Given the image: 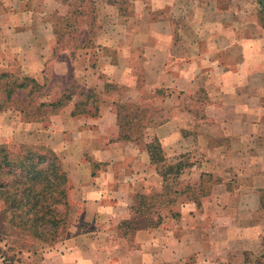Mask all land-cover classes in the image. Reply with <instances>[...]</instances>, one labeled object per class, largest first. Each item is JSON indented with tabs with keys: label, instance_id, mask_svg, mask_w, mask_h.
<instances>
[{
	"label": "crops",
	"instance_id": "0c3cea01",
	"mask_svg": "<svg viewBox=\"0 0 264 264\" xmlns=\"http://www.w3.org/2000/svg\"><path fill=\"white\" fill-rule=\"evenodd\" d=\"M32 2L0 0V67L15 63L40 82L51 65L53 74L73 75L77 91L119 83L133 102L143 100V87L189 93L190 104L198 103L199 91L208 97L203 119L174 95L162 98L161 120L145 136L158 138L173 161L190 157L193 165L174 187L186 190L199 182L201 204L180 189L160 211L161 223L137 230L132 240L120 235L118 225L130 219L137 194L161 193L165 182L141 143L118 139L114 106L103 104L97 116L73 115V94L45 121H29L20 110L2 108L0 100V144L44 141L64 162L72 202L83 203L41 264H240L245 252L259 251L264 20L258 0H106L113 15L75 60L54 59V25L30 10ZM46 89V102L65 91L56 94L51 82ZM33 254L29 264H37Z\"/></svg>",
	"mask_w": 264,
	"mask_h": 264
},
{
	"label": "trees",
	"instance_id": "16d2710c",
	"mask_svg": "<svg viewBox=\"0 0 264 264\" xmlns=\"http://www.w3.org/2000/svg\"><path fill=\"white\" fill-rule=\"evenodd\" d=\"M258 2L262 7L261 14L264 20V0ZM69 21L66 19V26L70 25ZM83 43L79 46H86ZM47 83L46 81L41 84L36 78L24 74L22 69L13 71L0 67L2 107L5 108L3 103L9 101L14 93L24 91L26 99H16L15 105L10 108L20 110L26 120L45 121L49 114L69 103L73 99V94H76L77 99L73 115L97 116L103 104L111 103L117 113L118 139L141 143L149 152L151 164L155 165L165 182L161 193H139L134 197L131 217L118 225V231L122 237L132 240L137 230L158 226L162 220L160 211L171 206L174 195L179 194L180 189L185 190L182 187L175 190V183L179 181L184 170L193 165L187 155L181 156L178 161L168 158L158 138L146 141L147 128L158 124L161 119L154 121L149 114V108L145 106L144 99L136 103L125 101L121 96L125 87L123 85L106 83L104 89L92 87L88 91H77L75 85L67 87L65 85L67 83H63L55 91L57 94L65 87L61 97L46 102L43 98L48 94L44 91ZM111 91L115 93L114 97ZM169 92L172 91L156 90V93L163 98L168 96ZM105 95H110L113 99L106 102L103 97ZM207 99V95L205 98L198 97L199 110H192L202 119L205 118L204 106ZM92 164L94 169L99 166L95 161H92ZM198 188L199 186H194L183 191L188 192L186 194L189 198L195 199L200 205L199 198L202 192L198 194ZM69 189L68 171L61 157L51 147L26 143L0 144V197L4 201L3 212L9 214L8 223L12 228L26 231L46 243L56 242L58 231L64 233L71 224ZM261 204L264 208V197L261 199ZM154 213L158 214L157 218L153 217ZM263 258L264 235L262 251L257 255L245 252L243 264H264Z\"/></svg>",
	"mask_w": 264,
	"mask_h": 264
},
{
	"label": "rangeland",
	"instance_id": "374dc122",
	"mask_svg": "<svg viewBox=\"0 0 264 264\" xmlns=\"http://www.w3.org/2000/svg\"><path fill=\"white\" fill-rule=\"evenodd\" d=\"M32 4L30 6V10L33 11V13H38L41 18H48L51 20V22L54 25V31L57 36V45H55L54 50V59L61 60L62 58H73V60L77 59V53L78 49L81 51V48L84 47H90L92 40L99 34L101 31V24L106 21L107 16H112L113 12L110 13L107 11V8L105 6L106 0H84L83 2L81 0H32ZM69 5H68V3ZM93 3H95L93 5ZM32 8V9H31ZM66 19H69L70 25L66 26L65 21ZM27 20V19H26ZM23 20L22 22H24ZM30 20H27L29 22ZM85 43L86 46H79L81 43ZM83 43V44H84ZM49 70L47 71V76L45 78L40 80V83L43 84L46 81L47 86L51 82V87L53 88V92H55V89H58L60 85L63 83H67L65 85H75L73 82H75V78L73 75L71 76V79L69 76L62 77L61 75H56L54 73V69L52 66H49ZM138 67V66H137ZM6 68V67H1ZM8 69H13L21 71V67L14 63L12 67H9ZM140 74L137 76V86L140 88L143 87V81L145 83L144 75L141 74V71H139ZM69 78V79H68ZM68 79V80H67ZM117 85H123L119 83H115ZM56 85V86H55ZM125 86V85H123ZM127 87L125 86L123 89V92L121 96L125 100V96L127 95ZM157 90V89H156ZM155 91H149L148 88H142L143 92V99L146 100L145 106L149 108V114L151 117H153L154 121L160 120L159 115H161L160 109L163 107L164 103L160 95H158ZM44 91L48 92L49 90L45 89ZM112 96L114 97L115 93L113 91ZM181 93V92H180ZM179 92L173 91L169 92L170 97L176 98L180 103L185 106L187 109H191L193 111L199 110V104L198 103H192L190 104L189 93L185 95L180 94ZM4 96V94H3ZM112 96L105 95L103 96L106 99V102L110 101V99H113ZM205 93L202 91L198 92L199 98H205ZM26 99V95L24 91H20L18 93H14L12 98L9 101H6L3 103L5 108L11 107L15 105L16 99ZM164 98H167L164 97ZM45 100V97L43 98ZM39 101V100H37ZM127 101V100H125ZM136 103L133 101H127ZM3 108V107H2ZM44 111H47L43 109ZM173 111H170V113ZM154 126V125H153ZM145 142V141H144ZM38 144L36 145H45L44 141L39 140L37 141ZM188 179L185 178L184 181H187ZM207 180V182L212 183L214 179L210 178L208 181V178L204 179ZM191 181V180H190ZM209 183V184H210ZM177 185V183H175ZM196 186L199 185V182L195 184ZM183 187L180 185L178 188ZM209 189V188H207ZM70 190L69 189V205H70V219L71 224L73 220L75 219V213L79 211L78 207L81 209L83 206V203H80V206H76L71 198H70ZM204 190V189H203ZM202 190V191H203ZM206 190V189H205ZM152 194V193H151ZM264 197V191H261V199ZM4 209V201L0 197V264H29L30 258L32 257L31 254L35 253L33 255L34 259H36V263H42V260L44 258V255L46 254V249L50 246H55L59 244L67 235V231H58V235L56 237L57 241L53 243H46L43 242L39 238H34L26 231H21L19 229L12 228L10 224L8 223L9 220V214H6L3 212ZM261 219L264 220V218L261 217ZM70 224V225H71ZM264 235V234H263ZM262 235V236H263ZM262 251V247L259 251H250L253 255H257ZM244 257L240 264H243ZM264 259V258H263ZM194 261L185 260L182 261V264H194ZM235 262V261H234ZM232 264V263H231Z\"/></svg>",
	"mask_w": 264,
	"mask_h": 264
}]
</instances>
